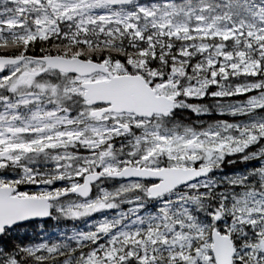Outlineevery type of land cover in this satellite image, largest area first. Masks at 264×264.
<instances>
[{
	"label": "snow or ice",
	"instance_id": "1",
	"mask_svg": "<svg viewBox=\"0 0 264 264\" xmlns=\"http://www.w3.org/2000/svg\"><path fill=\"white\" fill-rule=\"evenodd\" d=\"M0 264H264V0H0Z\"/></svg>",
	"mask_w": 264,
	"mask_h": 264
}]
</instances>
